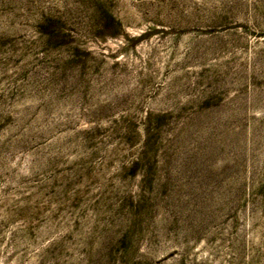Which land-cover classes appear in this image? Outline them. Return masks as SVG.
I'll list each match as a JSON object with an SVG mask.
<instances>
[{
  "label": "rangeland",
  "instance_id": "374dc122",
  "mask_svg": "<svg viewBox=\"0 0 264 264\" xmlns=\"http://www.w3.org/2000/svg\"><path fill=\"white\" fill-rule=\"evenodd\" d=\"M0 264H264V0H0Z\"/></svg>",
  "mask_w": 264,
  "mask_h": 264
}]
</instances>
